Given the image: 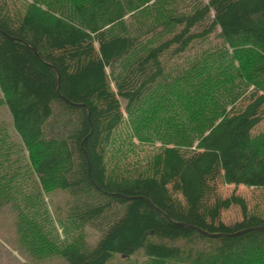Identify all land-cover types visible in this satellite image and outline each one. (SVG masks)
Instances as JSON below:
<instances>
[{
    "label": "trees",
    "instance_id": "16d2710c",
    "mask_svg": "<svg viewBox=\"0 0 264 264\" xmlns=\"http://www.w3.org/2000/svg\"><path fill=\"white\" fill-rule=\"evenodd\" d=\"M10 2L0 102L18 140L0 122V205L22 246L67 264H264V216L216 191H264V0ZM133 137L159 143L135 168ZM56 189L71 196L65 239ZM231 206L242 219L224 224Z\"/></svg>",
    "mask_w": 264,
    "mask_h": 264
},
{
    "label": "rangeland",
    "instance_id": "374dc122",
    "mask_svg": "<svg viewBox=\"0 0 264 264\" xmlns=\"http://www.w3.org/2000/svg\"><path fill=\"white\" fill-rule=\"evenodd\" d=\"M7 2L12 4L10 0H7ZM189 2L191 3V0H189ZM15 4L20 6L21 2L17 1ZM210 42L217 43V40L211 39ZM203 45L204 48L207 46L206 44ZM201 50L199 44H195L187 53L192 55L193 53H199ZM1 98L2 94L0 91V100ZM0 122L6 124L9 135L13 140L17 141L18 136L13 131L10 114L6 106L1 102ZM191 128L192 127L188 126L186 122L180 125L181 133H191ZM254 131L255 133L264 132V114L262 116V121ZM131 143V150L126 162H130V165L133 166V168L138 167L141 164L145 165L147 160L151 159L159 149V143L152 145L142 144L136 137L131 139ZM216 191L221 198H227L231 195L243 198L249 213H258L259 215L264 216L263 190L246 188L244 186L226 185L219 182L216 185ZM70 198V193L65 189H56L46 195L45 203L54 218L57 233L62 238H64V235L59 226V221H63L66 217L67 204ZM11 207V202L9 201L0 205V264H67V261L60 254L33 255L22 246L15 228V213ZM241 219L242 213L238 206H231L229 209L222 211L220 215V220L224 224H232ZM84 235L85 240L90 246H94L99 239V232L90 226L84 228ZM113 264H126V262L119 259V257H116Z\"/></svg>",
    "mask_w": 264,
    "mask_h": 264
},
{
    "label": "water",
    "instance_id": "95a60500",
    "mask_svg": "<svg viewBox=\"0 0 264 264\" xmlns=\"http://www.w3.org/2000/svg\"><path fill=\"white\" fill-rule=\"evenodd\" d=\"M261 229H264V228H258V230H261Z\"/></svg>",
    "mask_w": 264,
    "mask_h": 264
}]
</instances>
